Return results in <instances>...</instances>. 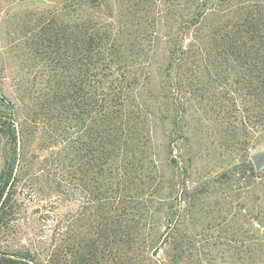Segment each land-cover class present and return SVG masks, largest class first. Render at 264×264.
<instances>
[{
    "label": "trees",
    "instance_id": "trees-1",
    "mask_svg": "<svg viewBox=\"0 0 264 264\" xmlns=\"http://www.w3.org/2000/svg\"><path fill=\"white\" fill-rule=\"evenodd\" d=\"M63 10L71 23L56 25L50 42L63 75L58 121L81 102L85 137L78 147L68 139L67 150L85 157L92 203L105 215L64 240L60 264H190L193 241L177 227L192 216L189 197L211 186L190 184L195 153L182 148L198 143L207 120L223 128L216 156L232 159L214 182L234 192L229 241L238 264H264V173L248 154L264 141V0H65ZM221 94L232 96L216 104ZM15 111L0 96L1 229L19 213L23 129ZM39 257L20 246L0 252V264Z\"/></svg>",
    "mask_w": 264,
    "mask_h": 264
},
{
    "label": "rangeland",
    "instance_id": "rangeland-1",
    "mask_svg": "<svg viewBox=\"0 0 264 264\" xmlns=\"http://www.w3.org/2000/svg\"><path fill=\"white\" fill-rule=\"evenodd\" d=\"M64 3L65 0H0V96L14 104L17 122L23 129L19 145L22 156L15 171L19 213L8 227L0 228V252L30 245L39 250L38 264H60L64 259L60 251L64 240L84 234L91 223L97 226L100 218H95L96 214L105 215V211L92 203L93 193L88 191L92 184L84 177L85 157L83 161L78 153L67 150L68 139L78 147L85 137L81 130L84 115L80 117L79 113L81 102L73 103L68 120L58 121V111L64 103L60 99L63 75L55 66V55L50 54L54 51L50 42L55 33L51 30L56 25L71 23L64 15ZM206 77L204 74L202 79L205 81ZM222 96L218 95L214 102H227L232 94L224 95V99ZM205 103L203 100L196 107L199 113ZM65 111L68 114V108ZM215 124L213 120L203 122L198 143L192 147L184 143L182 148L187 156H193L191 149L195 153L188 169L190 184L211 186L207 194L199 190L197 198L189 197L192 216L177 227L184 238L190 235L193 241L190 264L240 263L233 251L235 245L229 241L231 231L236 228L232 210L234 192L214 182L232 160L216 156L222 148L215 135L222 134L223 128L216 129ZM62 126L72 129L67 132ZM263 151L264 141H261L248 154ZM177 152L173 155L177 156ZM68 158H72L73 164L70 171ZM260 170L264 173V166ZM172 202L175 207L179 205L175 195ZM241 261L244 263L246 259Z\"/></svg>",
    "mask_w": 264,
    "mask_h": 264
},
{
    "label": "water",
    "instance_id": "water-1",
    "mask_svg": "<svg viewBox=\"0 0 264 264\" xmlns=\"http://www.w3.org/2000/svg\"><path fill=\"white\" fill-rule=\"evenodd\" d=\"M250 161L255 170H260L264 166V151L250 156Z\"/></svg>",
    "mask_w": 264,
    "mask_h": 264
}]
</instances>
